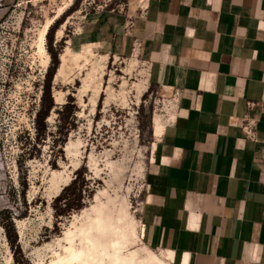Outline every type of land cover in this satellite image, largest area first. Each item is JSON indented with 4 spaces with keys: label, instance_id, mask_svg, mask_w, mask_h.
Returning a JSON list of instances; mask_svg holds the SVG:
<instances>
[{
    "label": "rangeland",
    "instance_id": "1",
    "mask_svg": "<svg viewBox=\"0 0 264 264\" xmlns=\"http://www.w3.org/2000/svg\"><path fill=\"white\" fill-rule=\"evenodd\" d=\"M101 3L0 0V264H65L79 232L120 218L141 235L145 168L168 107ZM76 177L82 206L57 215Z\"/></svg>",
    "mask_w": 264,
    "mask_h": 264
},
{
    "label": "crops",
    "instance_id": "2",
    "mask_svg": "<svg viewBox=\"0 0 264 264\" xmlns=\"http://www.w3.org/2000/svg\"><path fill=\"white\" fill-rule=\"evenodd\" d=\"M112 12L109 29L139 44L168 107L145 168L141 244L170 264H264V0Z\"/></svg>",
    "mask_w": 264,
    "mask_h": 264
},
{
    "label": "bare ground",
    "instance_id": "3",
    "mask_svg": "<svg viewBox=\"0 0 264 264\" xmlns=\"http://www.w3.org/2000/svg\"><path fill=\"white\" fill-rule=\"evenodd\" d=\"M138 3V1L132 2L131 10L132 8L137 10ZM101 220L104 221V218ZM118 220L117 226H112L111 229H108L110 225L104 228L101 227L102 225H98L94 229L90 228L91 230L85 229L79 232L80 240L70 248L65 264H170L167 259L156 255L144 245H142L141 251L135 250L127 253L125 248L136 244L140 241V237L135 233L130 235V231L122 227L121 218ZM131 227L133 231L137 228V226L135 229L134 226Z\"/></svg>",
    "mask_w": 264,
    "mask_h": 264
},
{
    "label": "trees",
    "instance_id": "4",
    "mask_svg": "<svg viewBox=\"0 0 264 264\" xmlns=\"http://www.w3.org/2000/svg\"><path fill=\"white\" fill-rule=\"evenodd\" d=\"M52 29V28H51ZM50 29V31H51ZM77 184H78V177L73 179V181L67 185L61 194L58 195V197L55 199V208H56V214L57 215H64L67 211L74 209V208H80L82 206L81 203V190L80 193L76 194L75 191L77 190ZM72 190H74L73 193L76 196L75 198L72 197ZM79 195V196H78Z\"/></svg>",
    "mask_w": 264,
    "mask_h": 264
},
{
    "label": "built area",
    "instance_id": "5",
    "mask_svg": "<svg viewBox=\"0 0 264 264\" xmlns=\"http://www.w3.org/2000/svg\"><path fill=\"white\" fill-rule=\"evenodd\" d=\"M138 1L139 7H143V5L146 2H149L150 0H102V3L98 5V10H104L106 8L111 9L113 11L119 10L124 11V8L126 6H130L132 2ZM255 121H249L248 124L245 126V129H247V133L251 137H255Z\"/></svg>",
    "mask_w": 264,
    "mask_h": 264
}]
</instances>
